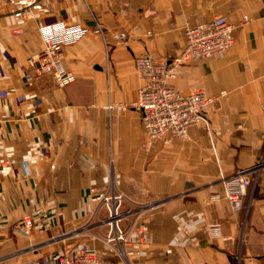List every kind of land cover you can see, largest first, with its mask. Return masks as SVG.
<instances>
[{
  "label": "crops",
  "instance_id": "obj_1",
  "mask_svg": "<svg viewBox=\"0 0 264 264\" xmlns=\"http://www.w3.org/2000/svg\"><path fill=\"white\" fill-rule=\"evenodd\" d=\"M94 17L104 36L89 30L61 51L73 82L33 75L26 59L43 47L40 25L91 27ZM212 19L235 25L232 46L172 80L213 97L203 120L145 147L140 112L105 106L136 97L137 54L171 58L186 25ZM116 30L127 39L113 43ZM263 156L264 0H0L1 264H53L65 248L85 247L103 264H264V170L240 207L211 198L223 191L221 174ZM111 183L153 203L132 226L126 257L106 249L92 216ZM37 208L43 216L22 234L16 223Z\"/></svg>",
  "mask_w": 264,
  "mask_h": 264
},
{
  "label": "built area",
  "instance_id": "obj_2",
  "mask_svg": "<svg viewBox=\"0 0 264 264\" xmlns=\"http://www.w3.org/2000/svg\"><path fill=\"white\" fill-rule=\"evenodd\" d=\"M246 16L243 21H247ZM235 25L231 22L212 19L184 27L185 43L179 53L164 59L158 55L143 51L134 58V66L139 85L136 97L130 103L110 102L107 109H125L131 106L140 112V121L144 133L143 145L149 147L154 141L168 143L172 137H186L191 125L203 120L204 112L213 100L201 88H192L187 92L177 90L172 80L177 70L183 65L202 58L217 57L225 54L232 46ZM104 36L101 22L93 18L91 27L81 23L55 21L39 26L43 47L26 59L33 75L49 74L56 87H64L75 80V75L63 69L60 57L62 48L77 42L87 31ZM113 43L127 39L123 30L111 32ZM43 157V154L40 153ZM54 167V164H50ZM264 170V156L252 165L237 169L231 174L220 175L223 186L221 194H213L212 199L223 197L234 208L241 206L248 188H253ZM98 205L92 216L96 223L104 228L103 243L108 251L120 257H126L124 247L129 243L132 226L141 213L153 203H138L115 189L113 183L99 195ZM44 211L35 209L32 214H25L16 223L22 234H28L34 224L33 216H43ZM127 224V226H126ZM215 232L217 225H212ZM144 230L143 223L137 225V234ZM62 234L54 237L62 238ZM4 257L0 255V264ZM53 264H103L97 252L91 248H65ZM237 264H240L238 261ZM252 264H262L255 262Z\"/></svg>",
  "mask_w": 264,
  "mask_h": 264
}]
</instances>
